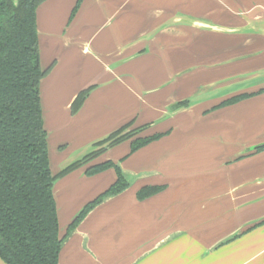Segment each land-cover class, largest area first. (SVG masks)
I'll list each match as a JSON object with an SVG mask.
<instances>
[{
    "label": "crops",
    "instance_id": "crops-1",
    "mask_svg": "<svg viewBox=\"0 0 264 264\" xmlns=\"http://www.w3.org/2000/svg\"><path fill=\"white\" fill-rule=\"evenodd\" d=\"M36 19L54 175L130 122L165 133L56 180L59 264H264V0H46ZM105 161L128 186L69 232L117 180L88 173Z\"/></svg>",
    "mask_w": 264,
    "mask_h": 264
},
{
    "label": "trees",
    "instance_id": "trees-1",
    "mask_svg": "<svg viewBox=\"0 0 264 264\" xmlns=\"http://www.w3.org/2000/svg\"><path fill=\"white\" fill-rule=\"evenodd\" d=\"M46 0H0V258L6 264H59L64 239L54 196L56 180L90 163L108 148L133 140L134 152L165 133L138 137L147 127L131 129L130 122L105 139L83 158L54 175L50 164L48 133L44 125L40 84L50 69L40 64L37 8ZM93 87L81 91L73 103L77 112ZM241 94L226 101L232 104L253 96ZM188 105L180 102L175 108ZM264 146L258 147L260 151ZM114 167L117 180L89 203L69 232L105 198L122 192L128 182L113 161L95 164L89 174ZM157 187H145L139 197H147Z\"/></svg>",
    "mask_w": 264,
    "mask_h": 264
},
{
    "label": "water",
    "instance_id": "water-1",
    "mask_svg": "<svg viewBox=\"0 0 264 264\" xmlns=\"http://www.w3.org/2000/svg\"><path fill=\"white\" fill-rule=\"evenodd\" d=\"M202 25H203V24H202ZM204 27H206V28H210V27H211V28H212V27H214V26L209 25L208 23H207V24L205 23V24H204ZM216 28H218V27H216ZM261 146H263V145H261Z\"/></svg>",
    "mask_w": 264,
    "mask_h": 264
},
{
    "label": "rangeland",
    "instance_id": "rangeland-1",
    "mask_svg": "<svg viewBox=\"0 0 264 264\" xmlns=\"http://www.w3.org/2000/svg\"><path fill=\"white\" fill-rule=\"evenodd\" d=\"M131 129H134V128L131 127ZM77 160H80V159L77 157V159H73V162L77 161Z\"/></svg>",
    "mask_w": 264,
    "mask_h": 264
}]
</instances>
